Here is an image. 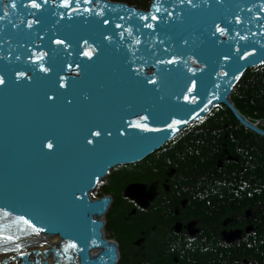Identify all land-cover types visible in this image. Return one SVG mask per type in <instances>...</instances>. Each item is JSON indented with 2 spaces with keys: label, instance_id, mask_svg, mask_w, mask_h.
Returning a JSON list of instances; mask_svg holds the SVG:
<instances>
[{
  "label": "water",
  "instance_id": "95a60500",
  "mask_svg": "<svg viewBox=\"0 0 264 264\" xmlns=\"http://www.w3.org/2000/svg\"><path fill=\"white\" fill-rule=\"evenodd\" d=\"M263 65L264 0H0V208L58 237L24 262L116 264L94 188L222 104L264 137L230 96Z\"/></svg>",
  "mask_w": 264,
  "mask_h": 264
},
{
  "label": "flooded vegetation",
  "instance_id": "af4514ba",
  "mask_svg": "<svg viewBox=\"0 0 264 264\" xmlns=\"http://www.w3.org/2000/svg\"><path fill=\"white\" fill-rule=\"evenodd\" d=\"M244 115L264 129V117ZM208 118L205 132L179 135L95 188L93 199H112L104 237L119 251L124 243L131 261L264 264V160L248 154L264 140L223 108Z\"/></svg>",
  "mask_w": 264,
  "mask_h": 264
},
{
  "label": "trees",
  "instance_id": "16d2710c",
  "mask_svg": "<svg viewBox=\"0 0 264 264\" xmlns=\"http://www.w3.org/2000/svg\"><path fill=\"white\" fill-rule=\"evenodd\" d=\"M113 1L116 2L121 1L129 5L133 4L138 6L140 9L142 8L146 10L152 0H113ZM231 95H232L231 100L234 103V106H236L237 109L243 115L246 114V115H250L251 117H255V116L264 117V66L253 67L251 69H248L243 75V78L237 83V85L233 89ZM222 108L223 111L229 117L235 119L234 117H232L230 111L223 105L214 109L208 117L221 112ZM208 119L209 118L197 124L199 125V128H201V129L197 128L199 129V131L201 132L206 131L205 127ZM191 127L192 126L185 129L183 134L184 133L190 134V132H194ZM118 264H140V263H137L136 259H133L131 261L127 257H122L120 258Z\"/></svg>",
  "mask_w": 264,
  "mask_h": 264
},
{
  "label": "rangeland",
  "instance_id": "374dc122",
  "mask_svg": "<svg viewBox=\"0 0 264 264\" xmlns=\"http://www.w3.org/2000/svg\"><path fill=\"white\" fill-rule=\"evenodd\" d=\"M263 138V140H264V137H262ZM254 143H256V144H254V143H252L251 142V144H252V146H253V148L254 149H262L263 151V155L261 156V153H260V151H255L254 149H252V150H248V154L249 155H251V156H253L256 160H261V158L264 160V141H261V146H260V144H259V141H260V139L258 140V139H253L252 140ZM255 145H257V147L255 146ZM215 167V164L213 163V165H208V164H203L202 166H200V168L198 169L199 171V173H202V175H204L205 173H210V171H211V169L212 168H214ZM216 167H218L217 165H216ZM207 173V174H208ZM123 244L124 243H122L121 245H120V251H119V254H120V258H122V257H127V252H128V250L127 249H125V247H123ZM132 245V244H131ZM127 258H129V257H127Z\"/></svg>",
  "mask_w": 264,
  "mask_h": 264
},
{
  "label": "bare ground",
  "instance_id": "6f19581e",
  "mask_svg": "<svg viewBox=\"0 0 264 264\" xmlns=\"http://www.w3.org/2000/svg\"><path fill=\"white\" fill-rule=\"evenodd\" d=\"M32 240L37 241V244L39 243V245H37L38 247H36V248L42 251V250H48L50 248V246H52L53 244H56V242L58 241V237L52 236V237H48L46 239H38L37 237L32 236ZM91 254H95V251H91ZM10 256H14V255H12V254L0 255V260H2L3 258H9ZM50 258L51 257L48 256L47 261H49Z\"/></svg>",
  "mask_w": 264,
  "mask_h": 264
},
{
  "label": "snow or ice",
  "instance_id": "6c2138e0",
  "mask_svg": "<svg viewBox=\"0 0 264 264\" xmlns=\"http://www.w3.org/2000/svg\"><path fill=\"white\" fill-rule=\"evenodd\" d=\"M2 82H3V81H0V83H2ZM97 135H98V133H97ZM88 143H92V141H91V140H89V141H88ZM73 247H74V246H73Z\"/></svg>",
  "mask_w": 264,
  "mask_h": 264
}]
</instances>
